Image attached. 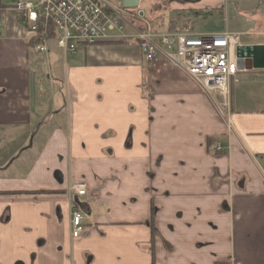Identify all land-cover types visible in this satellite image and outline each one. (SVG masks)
<instances>
[{"label":"crops","instance_id":"0c3cea01","mask_svg":"<svg viewBox=\"0 0 264 264\" xmlns=\"http://www.w3.org/2000/svg\"><path fill=\"white\" fill-rule=\"evenodd\" d=\"M223 3L133 9L156 32L199 35L193 24ZM119 42L62 52L57 108L41 102L40 59L18 15L0 20V174L20 167L16 184L0 180V264H264V69L240 61L221 107L179 68L161 57L146 65L136 41ZM73 182L86 184L85 198Z\"/></svg>","mask_w":264,"mask_h":264},{"label":"built area","instance_id":"2783aa9c","mask_svg":"<svg viewBox=\"0 0 264 264\" xmlns=\"http://www.w3.org/2000/svg\"><path fill=\"white\" fill-rule=\"evenodd\" d=\"M13 11L33 43L34 54L43 59L49 43L64 53L75 54L84 46L110 40L136 41L142 61L153 64L161 57L187 74L206 94H218L220 106L229 101L230 82L239 71L238 35L188 34L175 30L159 33L133 8L111 6L106 0H0V20ZM129 29L132 34L127 35ZM217 150H220L217 147ZM69 191L85 198L86 184L73 182ZM83 216L71 212V238L84 233Z\"/></svg>","mask_w":264,"mask_h":264},{"label":"rangeland","instance_id":"374dc122","mask_svg":"<svg viewBox=\"0 0 264 264\" xmlns=\"http://www.w3.org/2000/svg\"><path fill=\"white\" fill-rule=\"evenodd\" d=\"M111 6L117 7L120 6L122 3L121 0H106ZM154 2H152L153 4ZM135 10V9H134ZM142 10L145 13H149V5H143ZM206 15V20L201 21L200 23L193 24V28L201 35L202 33H214V34H221L224 32H228L232 35H239V44L244 42L255 40H264V37H256L254 38L249 33H261L264 31V0H227L226 5L223 3L221 8L214 11H207L204 12ZM164 15L166 16L165 22L166 24L171 22V14L169 11H165ZM156 16V11L154 12V17ZM256 16L261 17L262 25H259L258 22L255 20ZM165 24V25H166ZM51 48V57L49 61L43 62L40 59L41 64V75L40 72L37 71V62L32 61V68L35 77V85L36 89L39 93H41L42 103H50L53 102L57 104V108H60L62 105L63 97L61 96V86L63 85V76H62V64L63 54L62 50L59 51L55 47V44L50 43ZM49 70H48V66ZM50 73L55 78V74L57 73L55 80L49 78ZM52 71V72H51ZM64 95V93H62ZM3 151V150H2ZM0 151V152H2ZM8 154L0 155V168L6 162ZM20 163V159L16 161ZM14 170H8L4 174H0V180H9L12 181L14 184L15 180L20 181V167L17 169V174H14ZM8 195V194H5ZM9 195H12L9 194ZM82 199V198H77ZM7 208L4 210L6 211ZM77 210V209H74ZM78 211V210H77ZM80 212V211H79ZM81 213V212H80ZM82 214V213H81ZM83 216V215H82Z\"/></svg>","mask_w":264,"mask_h":264},{"label":"water","instance_id":"95a60500","mask_svg":"<svg viewBox=\"0 0 264 264\" xmlns=\"http://www.w3.org/2000/svg\"><path fill=\"white\" fill-rule=\"evenodd\" d=\"M140 1L143 0H122V5L125 8H136ZM139 15L142 16L140 13ZM236 57L239 62L250 61L253 69H264V46H239Z\"/></svg>","mask_w":264,"mask_h":264},{"label":"trees","instance_id":"16d2710c","mask_svg":"<svg viewBox=\"0 0 264 264\" xmlns=\"http://www.w3.org/2000/svg\"><path fill=\"white\" fill-rule=\"evenodd\" d=\"M119 43H125V42H124V41H122V42L120 41ZM29 45L33 46L32 41H30ZM208 142H209V141H208ZM208 145L211 146L210 142L208 143ZM17 194H20V193H17ZM151 220H152V218H151Z\"/></svg>","mask_w":264,"mask_h":264}]
</instances>
